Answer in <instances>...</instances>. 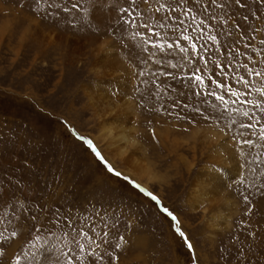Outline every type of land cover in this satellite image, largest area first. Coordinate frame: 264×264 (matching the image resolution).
I'll use <instances>...</instances> for the list:
<instances>
[{"label":"rangeland","instance_id":"obj_1","mask_svg":"<svg viewBox=\"0 0 264 264\" xmlns=\"http://www.w3.org/2000/svg\"><path fill=\"white\" fill-rule=\"evenodd\" d=\"M0 264H264V0H0Z\"/></svg>","mask_w":264,"mask_h":264},{"label":"bare ground","instance_id":"obj_2","mask_svg":"<svg viewBox=\"0 0 264 264\" xmlns=\"http://www.w3.org/2000/svg\"><path fill=\"white\" fill-rule=\"evenodd\" d=\"M98 100H99L98 98L95 99L96 102H98ZM104 106H101V108H100L101 111H105L106 109H108V107H104ZM108 111H110V112H108L107 115L112 114L111 110H108ZM100 130H101L100 139L103 140V144H105V147H104L105 153L106 154L110 153L108 155V156H110L109 158L112 161H114L116 158L120 159V160H124V163H126V164H124L125 165L124 172L126 174H128L129 176H132V178L138 180L139 182L143 181L144 176L147 175V173H148L149 167H147L146 164H144L141 160L136 158V156L130 155L129 158H127L125 156V147L129 143V140H128L129 134H128L127 130L125 129V127H123L120 124H117L115 122V120H105L103 122ZM217 151H219V150L216 149V152ZM220 151L222 152V150H220ZM133 153H136V152H133ZM204 169H206V168H204ZM207 171H209V169ZM220 174L221 173L218 169V170H212L211 175L205 174V175L197 176L195 178V181L192 183V188H191V192H190L191 193V201H197L198 199H201L202 197L206 196V194H208V188L209 187L215 188L216 186H218L219 178H221ZM216 217H217V215H215V214L211 215V219L214 220V223L216 221Z\"/></svg>","mask_w":264,"mask_h":264},{"label":"snow or ice","instance_id":"obj_3","mask_svg":"<svg viewBox=\"0 0 264 264\" xmlns=\"http://www.w3.org/2000/svg\"><path fill=\"white\" fill-rule=\"evenodd\" d=\"M185 40H188L190 39L189 37H185L184 38ZM171 47V46H170ZM257 75H260L259 73ZM197 80H200L201 78L200 77H196ZM217 99H220L222 102H223V97L222 96H217L216 97ZM83 139V138H81ZM85 143L87 144L88 148L96 155V157L98 159L101 160V162L105 163V165L107 166V170L109 172H114V169L110 166V165H107V162L104 161L102 155L100 152L97 151L96 147L93 145L92 141L88 140V141H85ZM115 175L117 176H120L121 174L118 173V172H115L114 173ZM147 195H151L150 193H148ZM151 198L153 200H156V197L155 196H151ZM162 212L166 213L168 216H171L172 217V220H176L177 218L175 216L172 215V213L167 209V208H162L161 209ZM176 231L178 232V234L185 239V242L187 243V237L185 236V233L183 231H180L179 228L176 229ZM190 249L192 248V245L190 243H188L187 245Z\"/></svg>","mask_w":264,"mask_h":264}]
</instances>
